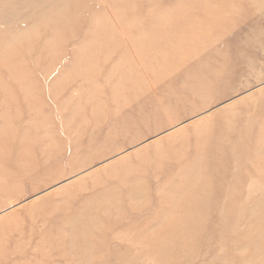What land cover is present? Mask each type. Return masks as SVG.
Returning <instances> with one entry per match:
<instances>
[{
  "label": "rangeland",
  "instance_id": "374dc122",
  "mask_svg": "<svg viewBox=\"0 0 264 264\" xmlns=\"http://www.w3.org/2000/svg\"><path fill=\"white\" fill-rule=\"evenodd\" d=\"M0 264H264V0H0Z\"/></svg>",
  "mask_w": 264,
  "mask_h": 264
}]
</instances>
